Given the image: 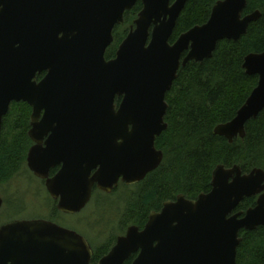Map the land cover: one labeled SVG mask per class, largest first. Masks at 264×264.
Masks as SVG:
<instances>
[{"label": "water", "instance_id": "obj_1", "mask_svg": "<svg viewBox=\"0 0 264 264\" xmlns=\"http://www.w3.org/2000/svg\"><path fill=\"white\" fill-rule=\"evenodd\" d=\"M138 1L141 11L106 60L115 27ZM188 1L0 0V131L12 103L31 108L26 164L60 213H80L94 187L111 194L157 170L155 140L167 129L165 97L179 69L210 59L219 42H237L260 18L243 16L247 0L218 1L206 23L170 44ZM242 68L258 81L235 117L214 129L228 143L264 110V51L248 54ZM210 185L195 200L165 202L141 230L129 226L97 264L134 254L131 264H236L239 233L264 227V171L220 165ZM249 198L255 206L236 212ZM92 256L83 237L46 220L0 227V264H91Z\"/></svg>", "mask_w": 264, "mask_h": 264}, {"label": "trees", "instance_id": "obj_2", "mask_svg": "<svg viewBox=\"0 0 264 264\" xmlns=\"http://www.w3.org/2000/svg\"><path fill=\"white\" fill-rule=\"evenodd\" d=\"M218 1L222 0H189L178 17L169 43L173 44L194 26L206 23ZM141 9L138 1L124 14V23L113 31L114 41L106 51V59L114 57ZM255 11L260 13V18L249 25L246 35L237 42H219L210 59L191 62L179 69L165 97L167 129L155 140L156 149L163 153L160 166L137 185L120 183L114 190L117 192L121 187L125 190L126 207L121 215L120 231L129 226L142 229L150 213L159 212L165 202L175 201L179 195L195 200L200 194L208 193L217 166H239L244 173L254 168L264 171V110L246 123L243 139L235 138L228 143L214 134L216 126L235 117L257 85V76L246 75L242 68L248 54L264 51V0H247L243 16ZM42 77L43 74L38 79ZM30 115L31 108L27 104L12 103L2 120L0 184L6 183L26 164L27 152L32 146L28 137ZM101 200L98 198L97 203ZM255 202L256 198L245 199L236 212H245L254 207ZM53 214L49 216L55 219ZM239 238L236 264H264V227L241 231ZM112 242L114 239L94 250L93 261L106 254Z\"/></svg>", "mask_w": 264, "mask_h": 264}, {"label": "rangeland", "instance_id": "obj_3", "mask_svg": "<svg viewBox=\"0 0 264 264\" xmlns=\"http://www.w3.org/2000/svg\"><path fill=\"white\" fill-rule=\"evenodd\" d=\"M124 192L123 187L109 195L95 191L84 211L78 215L59 214L58 222L82 235L94 250L100 249L113 239L115 241L127 229L120 231L123 227L121 215L126 207ZM0 194L4 200L0 211V226L11 220L49 219V215L56 214L43 185L25 167L12 175L6 183L0 184ZM98 198L102 199L99 203Z\"/></svg>", "mask_w": 264, "mask_h": 264}, {"label": "flooded vegetation", "instance_id": "obj_4", "mask_svg": "<svg viewBox=\"0 0 264 264\" xmlns=\"http://www.w3.org/2000/svg\"><path fill=\"white\" fill-rule=\"evenodd\" d=\"M114 56H115V54H114ZM114 58V57H113ZM113 58H111V59H113ZM111 59H106V60H111ZM43 76H44V74H43ZM38 80H40V79H38ZM121 100H122V97H115V99H114V102H113V104H114V106L116 107V109L118 108V106L120 105V102H121ZM32 143V142H31ZM33 145V144H32ZM25 168H26V171H28L29 172V174H31L32 176H33V174L29 171V169H28V167H27V164H25V166H24ZM25 170V169H24ZM58 170H59V167H56V168H54V169H51L50 170V172H49V177L51 178V177H53L57 172H58ZM34 177V176H33ZM36 180H38L39 182H41V184L43 185V187H44V189H45V191H46V188H45V182L43 181V180H39V179H37L36 177H34ZM119 184H120V182H119ZM119 184H118V186H119ZM116 189V188H115ZM114 189V190H115ZM113 190V191H114ZM94 191H98L95 187L93 188V191H92V195H93V192ZM99 192V191H98ZM46 193H47V191H46ZM102 193V192H101ZM48 194V193H47ZM106 195H109V194H106ZM48 196H49V194H48ZM0 197H1V199H2V206H1V208H0V211H1V209H2V207H3V205H4V200H3V197L1 196V194H0ZM49 198H50V196H49ZM50 200L52 201V203H53V205H54V210L56 211V214L54 215L55 216V219L54 218H51L50 216H48V218L49 219H42V220H46V221H49V222H52V223H54V224H56V225H58V226H60V227H62V228H64V229H67V230H69V231H72V232H75L77 235H79V236H81V237H83L82 235H80L78 232H76L75 230H73V229H71V228H66L65 226H63V225H60L59 224V214H61V215H68V214H62V213H60L58 210H57V201H55V200H52L51 198H50ZM91 200H92V196H91ZM91 200H90V202H91ZM89 202V203H90ZM88 203V204H89ZM86 209V207L82 210V211H84ZM81 211V212H82ZM80 212V213H81ZM80 213H78V214H80ZM78 214H74V215H78ZM16 220H25V219H16ZM31 220H36V219H31ZM56 220V221H55ZM13 221H15V220H11V221H9V222H7V223H5V224H8V223H10V222H13ZM5 224H3V225H5ZM2 225V226H3ZM1 227V226H0ZM128 228V227H127ZM127 230V229H126ZM141 230V229H140ZM125 233H126V231H125ZM125 233L123 234V235H125ZM123 235H120V236H123ZM120 236H118V237H120ZM117 237V238H118ZM84 238V237H83ZM117 238L115 239V241L113 242V245H111V247H110V249L108 250V252L111 250V248L115 245V243H116V240H117ZM85 239V238H84ZM86 240V239H85ZM87 241V240H86ZM88 242V241H87ZM88 244L90 245V243L88 242ZM90 247H91V249H92V251H93V256H94V249L92 248V246L90 245ZM107 252V253H108ZM106 253V254H107ZM106 254H104V255H102L97 261H93V256H92V260H91V264H97L98 262H99V260L103 257V256H105ZM136 256H137V254H134V255H132L124 264H127V262H129V264H131L132 262H133V260L136 258Z\"/></svg>", "mask_w": 264, "mask_h": 264}]
</instances>
